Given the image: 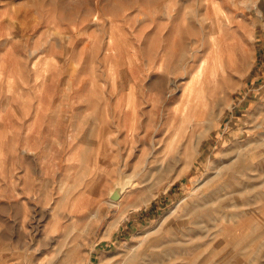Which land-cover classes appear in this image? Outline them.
I'll list each match as a JSON object with an SVG mask.
<instances>
[{
  "label": "rangeland",
  "instance_id": "obj_1",
  "mask_svg": "<svg viewBox=\"0 0 264 264\" xmlns=\"http://www.w3.org/2000/svg\"><path fill=\"white\" fill-rule=\"evenodd\" d=\"M263 135L264 0H0V264H264Z\"/></svg>",
  "mask_w": 264,
  "mask_h": 264
},
{
  "label": "bare ground",
  "instance_id": "obj_2",
  "mask_svg": "<svg viewBox=\"0 0 264 264\" xmlns=\"http://www.w3.org/2000/svg\"><path fill=\"white\" fill-rule=\"evenodd\" d=\"M216 39H217V41L219 40L217 37H213V40H215L214 42H216ZM218 55H220V57L223 55V50H220L218 53H217V55L216 56H218ZM214 58L216 59V57L214 56ZM187 61V60H186ZM213 61H215V60H213ZM219 61V60H218ZM216 62H217V60H216ZM205 59H203L201 62H200V64H198V67L196 68V70H198V73H197V75L199 74V72H200V70L202 69V67H204V65H205ZM219 63V62H218ZM217 63V64H218ZM38 64V63H37ZM214 64H215V62H214ZM213 64V66H215ZM33 65V64H32ZM185 67V66H184ZM216 67V66H215ZM36 68V67H35ZM214 69V68H213ZM45 71H47V67L46 68H41V69H39V70H37L36 71V79L37 80H41V76H42V74H44V72ZM44 76V75H43ZM25 78V77H24ZM200 78H201V76H200ZM200 78H197V76L195 75V74H192V76H191V78L188 80V82H187V86L185 87V89L184 90H190V92L191 93H193V91L195 90V88H202V87H204L203 85H202V81H203V79H205L204 78V76H202V80L200 79ZM169 79V78H168ZM171 80V79H170ZM204 82V81H203ZM172 83H174L173 82V80H172ZM169 84H170V82H169ZM202 85V86H201ZM186 90V91H187ZM200 90H202V89H200ZM203 90H204V88H203ZM200 92V91H199ZM197 93H198V91H197ZM202 102V101H201ZM186 104V103H185ZM197 104V103H196ZM136 111V110H135ZM130 113V112H129ZM129 116H127V118H128ZM129 131V130H128ZM134 132V131H133ZM131 133V132H130ZM264 136V135H263ZM132 140H134L133 139V134H132ZM145 137V136H144ZM255 137V136H254ZM259 138V137H258ZM258 138H256V139H258ZM136 139V138H135ZM125 140V139H124ZM131 140V141H132ZM255 140V139H254ZM260 140V139H259ZM262 140V139H261ZM255 142H256V140H255ZM262 142H264V141H262ZM122 144V143H121ZM132 144V143H131ZM128 145V144H127ZM258 144H256V146H257ZM122 147V146H121ZM129 147H131V145L129 146ZM120 150V149H119ZM128 151V150H127ZM120 152V151H119ZM123 152V151H122ZM260 152V151H259ZM239 155H241V154H239ZM237 156H238V154H237ZM119 158H121V157H119ZM237 161H240V159L239 160H237ZM246 161V160H245ZM248 162H249V160H248ZM237 163V162H236ZM236 165V164H235ZM250 165V164H249ZM232 166V165H231ZM234 166V165H233ZM232 166V167H233ZM243 166V165H242ZM229 167V166H228ZM239 167V165H237V168ZM229 169V168H228ZM241 169H242V167H241ZM232 170V169H231ZM242 171V170H241ZM219 172V171H218ZM225 172H227V171H225ZM234 172V171H233ZM232 172V173H233ZM249 172V171H248ZM239 173H240V171H239ZM246 174L245 172H241V174L242 175H244V174ZM236 176H238V175H236ZM232 177V176H231ZM234 177V176H233ZM241 176H239L238 178H240ZM255 177H257V175H251L250 177H244V178H240V179H236V181H234V184L232 185V184H230V185H232L233 186V188L232 189H230L229 187H228V185L227 186H225V188L226 189H224L225 191L223 192V194H216L215 196H214V198L213 199H215V202L214 203H216V206H215V209H214V211H212L214 214L213 215H211V219L213 220V224H216V225H219V223L220 222H222V221H224L225 219H232L233 217H234V215H236V212L232 209V207H230V205L231 204H233L234 202H235V200H236V197H237V194H240L241 193V195H242V197L243 198H240V199H238L239 200V202H240V204H242V203H244V206L246 205V204H249V201H250V196L248 195V194H246V191L243 189L244 188V186L247 184V182H249V180H250V178H252V179H256ZM251 179V180H252ZM229 180V179H228ZM227 180V181H228ZM263 182H264V180H263ZM224 183V182H223ZM250 184H251V182H250ZM252 184H254V183H252ZM252 187V186H251ZM251 187H249V188H251ZM247 188V187H246ZM248 188V190H250ZM218 189H219V187H218ZM223 191V190H222ZM216 192V191H215ZM215 192H214V194H215ZM217 192H219V190H217ZM250 192V191H249ZM213 194V193H212ZM213 194V195H214ZM209 195V194H208ZM257 195V194H256ZM245 200V201H244ZM208 201V199L207 200H205V202H207ZM244 201V202H243ZM200 204V203H199ZM239 204V203H238ZM242 211V213H247L248 212V209L247 208H245V207H243V209L241 210ZM217 213H219V215L217 214ZM185 216V215H184ZM203 216V215H202ZM197 218V217H196ZM200 219V218H199ZM202 220H203V218H202ZM205 220V219H204ZM203 220V221H204ZM193 221V220H192ZM195 221V220H194ZM201 221V220H200ZM202 222V221H201ZM205 222V221H204ZM185 223V222H184ZM194 223V222H193ZM170 224V223H169ZM191 224V223H190ZM190 224H188L187 226H188V229L186 228V231L184 230L183 231V233H184V236L183 237H179V236H177L175 233H174V235H173V232L171 231L170 233H169V235L171 236V237H169L170 238V243H169V245H168V247H171L172 248V244L173 243H180V245H183V247H186L189 243H194V245L195 244H197V245H199L200 243L198 242V241H194L195 240V233H197L198 231H201V229H203V228H205V229H210L209 228V226L211 225H209L208 223H199V225H198V223H196V225L197 226H195V225H193V226H195L194 228L193 227H190ZM212 224V225H213ZM211 225V226H212ZM185 226V225H184ZM192 226V225H191ZM180 229V228H179ZM201 232H199V234H200ZM168 234V233H167ZM168 235V236H169ZM188 235H191L192 237L191 238H186L185 236H188ZM194 237V238H193ZM159 238H161V237H159ZM166 238V237H165ZM199 238V237H198ZM162 239V238H161ZM160 239V242H163V240L164 239H162L161 240ZM200 240V239H199ZM156 241V240H155ZM151 242V241H150ZM156 243V242H155ZM164 244V243H163ZM196 246V245H195ZM171 248H169V250H167V251H164L166 254L167 253H172V252H170V249ZM172 250H173V248H172ZM169 251V252H168ZM158 254H159V252H158ZM171 256V255H170Z\"/></svg>",
  "mask_w": 264,
  "mask_h": 264
},
{
  "label": "water",
  "instance_id": "obj_3",
  "mask_svg": "<svg viewBox=\"0 0 264 264\" xmlns=\"http://www.w3.org/2000/svg\"><path fill=\"white\" fill-rule=\"evenodd\" d=\"M122 191H123L122 186L121 185H117L112 190V192L110 194V197L113 198V199H117L121 195Z\"/></svg>",
  "mask_w": 264,
  "mask_h": 264
}]
</instances>
